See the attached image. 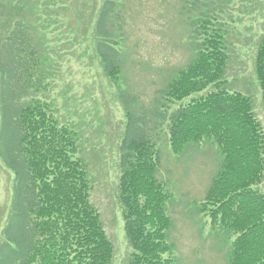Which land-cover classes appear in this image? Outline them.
<instances>
[{
	"label": "trees",
	"instance_id": "16d2710c",
	"mask_svg": "<svg viewBox=\"0 0 264 264\" xmlns=\"http://www.w3.org/2000/svg\"><path fill=\"white\" fill-rule=\"evenodd\" d=\"M179 1L191 56L148 104L126 85L127 0H100L96 18L78 22L86 23L83 36L92 30L95 54L126 113L117 197L132 248L127 264L177 261L168 210L174 194L159 177L166 130L176 154L204 143L218 148L219 168L196 206L214 229L234 237L228 264H264V129L253 96L229 88L236 27L234 17L228 21L241 10L239 0ZM80 8L90 13L87 0ZM70 9L71 0H0V162L13 174L0 264L114 263L115 245L80 156L81 133L56 114L61 76L50 34L60 21L73 26ZM256 45L264 105V18Z\"/></svg>",
	"mask_w": 264,
	"mask_h": 264
},
{
	"label": "rangeland",
	"instance_id": "374dc122",
	"mask_svg": "<svg viewBox=\"0 0 264 264\" xmlns=\"http://www.w3.org/2000/svg\"><path fill=\"white\" fill-rule=\"evenodd\" d=\"M82 1L71 0L73 26L68 21H60L59 30L50 34L61 76V86L54 91L61 96H58L56 114L61 120L75 122L81 133L80 156L89 164L94 184L93 203L115 245L113 264H127L132 248L117 197L119 146L127 118L117 91L103 73L95 54L90 37L92 30L83 36L86 23L78 26L81 16L96 18L97 14L92 13L97 11L100 0H87L90 13L85 10L80 15ZM251 1L239 0L241 10L231 14L228 21L230 23L234 17L235 22L229 26L236 27L231 37L229 88L253 96L264 129V105L255 75L256 42L263 29L264 0ZM179 2L127 0L124 3L129 14L126 18L129 53L126 85L147 104L156 91L166 85L174 69L185 65L191 56L187 43L191 30L186 19L182 21L178 14ZM166 132L162 133L164 157L162 177H159L174 194L168 210L174 218L170 237L175 242L176 264H227L234 237L213 229L210 217L202 215L196 206L211 185L221 154L216 146L204 143L177 155L170 148ZM12 181L13 174L0 162V244L11 212ZM260 188L264 191V183Z\"/></svg>",
	"mask_w": 264,
	"mask_h": 264
}]
</instances>
